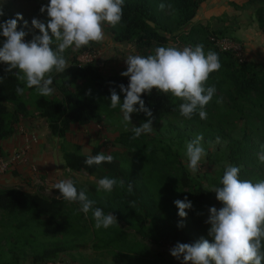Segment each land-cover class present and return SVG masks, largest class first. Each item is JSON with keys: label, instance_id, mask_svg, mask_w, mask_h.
<instances>
[{"label": "trees", "instance_id": "1", "mask_svg": "<svg viewBox=\"0 0 264 264\" xmlns=\"http://www.w3.org/2000/svg\"><path fill=\"white\" fill-rule=\"evenodd\" d=\"M45 4L49 0H39ZM206 0H125L123 16L120 24L111 27L110 32L116 43H127L134 45L138 50L156 48L157 46H169L170 41L176 45L203 44L205 53L209 50L218 53L221 63L219 71L210 74L206 86L215 85L218 92H222L231 102L234 108L242 109L246 101H251L254 106H264V64H257L250 60L241 61L230 51H222L211 41L212 36L222 37L223 30H212L201 26L191 29L187 33L180 30L193 22L202 3ZM256 3L260 0H247ZM161 3L170 4V8L161 10ZM171 14L167 15V11ZM0 10L4 15L0 16V22L12 19L11 11L0 4ZM260 28L264 30V8L256 12ZM21 28L18 26V30ZM214 34V35H213ZM220 34V35H219ZM2 37V36H1ZM3 38V37H2ZM26 41L31 39L26 35ZM89 79L95 93L93 96L81 95L77 92H67L63 100L59 98L40 97L36 100V110L46 120L53 136L63 140L61 150L66 167L73 172H85L89 176L103 174L104 177L117 178L131 182L133 192L128 193L118 187L110 193L111 198L106 203H100L95 198L86 195L90 200L95 201V207H100L105 213H112L118 222H124L129 228L135 230L137 237L142 241H151L156 245H176L179 243H195L198 240L208 237L209 225L205 223L208 219V209L222 204L217 201L216 196L194 181L183 167L180 158L171 148L165 153V159L178 165L180 173L177 187L182 198L176 199L175 195L166 189L168 184L161 177H153L150 174L137 173L135 168L124 169L120 161L114 157L113 163H103L99 166L88 167L84 161L88 156H94L103 152L107 143L100 144L93 148L91 155L81 153V146L66 141V133L73 124L82 126L89 125L98 118L101 112L111 116L120 109L110 107L111 90L115 89L119 96L124 97L120 91V85L127 87L129 79L121 75H113L105 78L96 63L86 66L69 67L65 72L58 73L53 77L69 82L81 79ZM25 84L18 81L13 74H5L0 77V158L4 156L1 142L10 138L16 133L15 126L23 123L30 113L28 104L22 95L16 94L17 87ZM31 91L35 88H31ZM145 106L151 110L154 120L153 125L160 127L164 120L179 119L185 123H195L201 120L198 113L192 119H185L179 113V105L183 101L175 98L170 93L165 95L157 89H152L150 94L141 97ZM212 101L206 106L207 111ZM138 107V105H137ZM142 123L147 122L148 117L144 113H134ZM264 121L263 119H261ZM133 132L122 133L113 145H121L129 153L136 154L142 159L155 157V150L150 147V141L146 134L133 140ZM104 153V152H103ZM243 140L237 141L231 148V159L240 163L242 159H248ZM240 179H248L252 173L244 171ZM78 191L85 190L79 187L74 181ZM222 185L220 184V187ZM187 190V192H185ZM187 197L193 208L187 211V216L181 219L178 216V209L174 202L184 200ZM135 202L130 207V202ZM65 200L56 199L55 196L30 193L25 190L8 187L0 189V211L10 214L27 215L39 222L41 233L44 235H59L71 230L74 226L71 215L68 213ZM78 205L77 203H73ZM79 206V205H78ZM199 211H205L201 214ZM91 218L92 214L89 212ZM94 221V219H93ZM95 223V221H94ZM183 224V227H179ZM26 229H23V232ZM96 237L107 249L121 248L127 244L126 235L120 234L118 227L99 229ZM26 244L36 246V262H43L53 259L64 251L61 246L45 247L36 240L33 231L25 237ZM142 244L129 245L128 253H138L141 249L137 247ZM142 248V247H141ZM141 254V264H167L164 261H151Z\"/></svg>", "mask_w": 264, "mask_h": 264}, {"label": "clouds", "instance_id": "2", "mask_svg": "<svg viewBox=\"0 0 264 264\" xmlns=\"http://www.w3.org/2000/svg\"><path fill=\"white\" fill-rule=\"evenodd\" d=\"M125 0H49L42 6L41 13L46 12L47 23L33 19V28L39 30V35H33L26 41L27 33L18 30V21L23 20L21 14L15 18L0 22V36L4 38L0 46V63L6 64V72L23 82L27 88H35L41 97L54 94L53 73H63L69 68V62L64 53L67 49H81L91 43L102 42L105 38L104 25L116 27L123 16ZM161 10L170 4L161 3ZM4 13L0 10V16ZM27 21L24 26L27 27ZM127 70L123 77L129 79L127 87L121 84L120 91L124 94L121 103L115 89L111 90L110 107H119L123 123H131L133 113H144L148 120L140 126H133L135 140L142 134L152 133L153 114L145 106L141 98L157 89L165 95L171 94L183 101L179 105V113L185 119H192L194 114L201 120L207 119L206 106L216 95L215 85L206 86L211 73L221 68L218 53L209 50L205 53L204 45L157 46L152 54L127 55L125 59ZM13 70H16L13 73ZM17 95L24 94L23 87L16 88ZM223 103V97L216 101ZM138 105V107H137ZM203 135H197L186 143V158L189 171L196 174L200 162L207 155L202 144ZM220 138H216V143ZM258 160L264 164V145L257 154ZM114 157L103 152L88 156L84 163L88 167L103 163H113ZM241 168L226 165L220 181L221 187H213L211 192L223 206L219 209L210 207L208 219V237L195 243H179L170 250V255L177 260L182 258V264H264V180L253 182L250 179H240ZM97 191L111 193L114 188L133 192V184L123 179L104 177L97 182ZM58 189L60 196L69 204L77 203L78 211L91 212L96 229H108L118 225L117 218L110 212L105 213L100 207H95V201L86 195V189L78 191L72 179H64L52 186ZM135 202H130L134 207ZM178 216L186 218L187 211L193 208L191 201L176 200ZM179 227H183L180 224Z\"/></svg>", "mask_w": 264, "mask_h": 264}, {"label": "rangeland", "instance_id": "3", "mask_svg": "<svg viewBox=\"0 0 264 264\" xmlns=\"http://www.w3.org/2000/svg\"><path fill=\"white\" fill-rule=\"evenodd\" d=\"M0 4L11 11L12 18H15L18 13L23 16V20L18 21V26L27 33L30 39H32L33 35L40 34L39 30L33 28L31 24L34 18L47 23V13H41L40 11L41 7L47 4L39 0H0ZM169 10L167 11V15L171 14V9ZM205 18L196 17L193 22L183 27L180 31L187 33L191 29L201 26L208 27L212 31L216 29L215 25L217 21H227L229 19V22H234L239 17H210L208 21L204 20ZM24 21L28 22L27 27L24 26ZM110 29V25H104L105 38L102 42L91 43L89 46L82 47L81 49H67L64 55L69 62V67H83L90 63H96L100 73L107 78L113 75H121L122 72L127 70L125 63L127 55L147 56L153 53L154 47L138 50L131 44L116 43L113 40ZM223 31V38L233 40L232 42L236 43V40L227 30ZM199 40L200 36L198 35L196 43H191L190 45H197ZM3 41L4 38L0 36V46H2ZM169 46L183 48L188 45H176L175 41H170ZM242 52L244 55V48ZM235 57L241 61L246 60L239 52L235 53ZM6 68V64L0 63V77L5 74H12L6 72ZM15 71L13 70V73ZM56 74L58 73H53V77ZM51 87L55 89V92L47 98H59L63 100L66 93L71 91L88 96H93L95 93L92 83L87 78L72 82L56 79V81H53ZM221 96L223 97V103L218 104L216 101ZM40 97L36 90L31 91L26 85L24 86L22 98L28 104L30 111L24 121L43 122L44 119L40 116L39 111L36 110L35 105L36 100ZM123 99L124 97L120 96L121 103ZM206 112L207 119L199 120L195 123H185L179 119H166L160 127L152 125L154 131L146 135L150 141V147L155 150L156 154L155 157L150 159H142L136 154L129 153L123 146L112 144L122 133L132 132L133 126H140L142 124L141 120L134 113L131 116V123H128L126 128L120 110L111 116L105 112H101L98 118L89 125L73 124L66 133L65 139L69 143L80 145L81 153L85 155H91L94 147L107 143V146L102 151L105 154L117 157L122 168H126L127 170L135 168L137 173L161 177L168 184L166 189H170V193L175 195L176 199L183 197L179 193L176 184L182 171L178 165L165 159V153L168 148H171L179 156L183 167L190 177L210 192L213 187H220V181L226 165L240 167V174L245 173L244 171L252 173L248 179L253 182L264 180V164L259 162L257 155L262 151V145H264V121L261 120H264V106H254L250 98L249 101L245 102L242 109H236L226 95L217 90ZM15 129L19 133L22 132L21 130H26L24 122L17 124ZM201 134L204 137L202 144L207 155L200 162L199 171L193 174L187 167L188 161L185 155V146L186 143ZM217 137L220 138L219 143H216ZM32 139L37 142V137ZM241 140L245 144L247 157L248 155L250 157L242 159L240 163H236L231 159V148L234 143ZM52 141L53 148L58 149L59 152L57 158L62 157L61 146L63 140L52 134ZM57 158L56 163L61 164L62 168L55 172L57 174L45 175L39 174V168L31 163L29 164L27 158L26 163H28L31 170L29 177L21 179L17 184H12L11 182L2 184L1 188L14 187L30 193L59 197L61 195L59 190L54 189L52 186L60 180L72 179L79 187L86 189L90 197L93 196L94 200L100 203H106L111 198L110 193L97 191L96 182L100 178H104L103 174L89 176L85 172H73L70 169L67 171L63 158H59V160ZM14 169H10L9 171L13 173L15 172ZM18 176L19 174L11 175L9 178L12 180ZM212 193L215 195L214 192ZM222 206H219V208ZM78 209L79 206L73 203L67 205V210L71 215L72 221H74V226L65 233L53 236L41 233L39 222L30 216L0 211V264H141V254L139 252H143V255L151 261L182 264V258L177 260L170 255V250L175 245L164 244L159 246L153 244L151 241H142L137 237L135 230L129 228L124 222H118V225H114V227H118L120 234L124 233L126 235L127 244L120 249L113 248L106 250L96 237L99 229L95 228V223L90 214L86 215L78 211ZM202 212L205 211H199L200 214ZM23 229L26 230L23 232ZM30 231H33L36 235V240L39 244L45 247L61 246L64 248V251L53 259L36 262L35 257L38 248L36 249V246H33V244H26L25 241V237L29 236ZM135 243L142 244L137 247L141 250L138 253H128L129 245Z\"/></svg>", "mask_w": 264, "mask_h": 264}, {"label": "crops", "instance_id": "4", "mask_svg": "<svg viewBox=\"0 0 264 264\" xmlns=\"http://www.w3.org/2000/svg\"><path fill=\"white\" fill-rule=\"evenodd\" d=\"M259 8H264V0L256 3H250L247 0H206L200 6L196 17H206L204 19L206 21L210 17H239L234 22H229V19L217 21L215 30H227L244 48L246 60L264 64V30L260 28L256 15ZM24 126L26 130H21L20 133L16 131L13 136L1 142L4 157L29 145L30 150L27 154L29 164L38 167L39 174H57L55 172L61 169L62 165L56 163L59 152L58 149L53 148L52 133L48 123L45 120L42 123L31 120L24 121ZM34 137H37V142L32 139ZM59 158L57 159L59 160ZM11 169H14L15 172L11 173L10 169L9 172L6 171L7 173L0 172V189L2 184L9 182L17 184L21 179H26L31 174L28 163L24 162L14 163ZM65 169L69 170L67 167ZM18 174L16 179L9 178L11 175Z\"/></svg>", "mask_w": 264, "mask_h": 264}, {"label": "built area", "instance_id": "5", "mask_svg": "<svg viewBox=\"0 0 264 264\" xmlns=\"http://www.w3.org/2000/svg\"><path fill=\"white\" fill-rule=\"evenodd\" d=\"M211 41L215 44L216 47H218L222 51H230L234 54L239 52V54L243 57V48L239 43H234L231 40H227L223 37L219 36H212ZM227 43V44H226ZM30 150V146L26 145L23 149H20L12 154H10L8 157H1L0 158V172H6L9 169H11L14 166V163L16 162H27V154Z\"/></svg>", "mask_w": 264, "mask_h": 264}]
</instances>
